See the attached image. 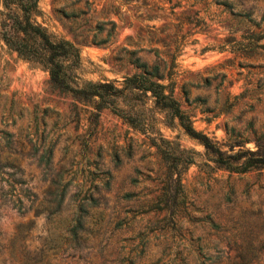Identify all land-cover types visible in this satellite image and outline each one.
Wrapping results in <instances>:
<instances>
[{"label":"rangeland","instance_id":"1","mask_svg":"<svg viewBox=\"0 0 264 264\" xmlns=\"http://www.w3.org/2000/svg\"><path fill=\"white\" fill-rule=\"evenodd\" d=\"M229 1L38 0L34 18L77 42L79 83L119 84L134 57L157 65L192 126L229 152L264 131V0ZM118 105L142 127L51 87L0 41V264H264V167H217L149 92ZM159 136L192 161L170 166ZM167 170L173 206L149 209Z\"/></svg>","mask_w":264,"mask_h":264},{"label":"trees","instance_id":"2","mask_svg":"<svg viewBox=\"0 0 264 264\" xmlns=\"http://www.w3.org/2000/svg\"><path fill=\"white\" fill-rule=\"evenodd\" d=\"M222 5H230L229 0H216ZM241 11V10H238ZM38 0H0V41L17 56L39 63L48 75L51 87L68 92L79 101L89 104L94 113L103 107L117 114L132 127L141 128L142 120L134 109H123L118 102L135 103L146 92L152 97L153 104L168 113L170 117H176L183 130L191 137L196 138L209 154L210 159L217 167L232 171H246L253 168L264 167V131L259 132L254 139V148L243 147V140L234 139L229 144L234 151L221 150L209 137L196 130L191 121L179 107L177 99L172 95L170 83L162 82L163 73L157 65H147L138 57L132 60L137 68L130 74L123 75L119 84L114 79L87 80L77 82L74 69L79 64V48L76 41L56 36L49 32L45 26L36 21L34 16L38 14ZM109 27L106 36L114 28L115 22L107 19ZM91 41L100 43L106 37L96 38V32L91 35ZM163 143L158 146L161 156L169 162L170 166H176V162L186 164L192 161V155L184 153V149L178 148L176 143L159 136ZM168 164V165H169ZM172 170H167V184L156 195L155 203H149V209L171 208L174 199V191L180 186L178 178L171 179ZM127 192L124 196H129ZM161 201L162 204H158Z\"/></svg>","mask_w":264,"mask_h":264}]
</instances>
